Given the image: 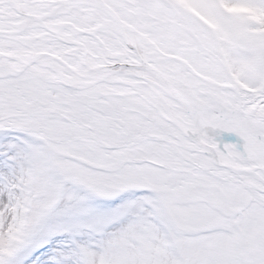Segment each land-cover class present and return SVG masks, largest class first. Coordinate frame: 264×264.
<instances>
[{
	"label": "snow or ice",
	"instance_id": "obj_1",
	"mask_svg": "<svg viewBox=\"0 0 264 264\" xmlns=\"http://www.w3.org/2000/svg\"><path fill=\"white\" fill-rule=\"evenodd\" d=\"M0 264H264V0H0Z\"/></svg>",
	"mask_w": 264,
	"mask_h": 264
},
{
	"label": "bare ground",
	"instance_id": "obj_2",
	"mask_svg": "<svg viewBox=\"0 0 264 264\" xmlns=\"http://www.w3.org/2000/svg\"><path fill=\"white\" fill-rule=\"evenodd\" d=\"M233 137H234V134H233ZM235 138V137H234ZM236 139V138H235Z\"/></svg>",
	"mask_w": 264,
	"mask_h": 264
},
{
	"label": "water",
	"instance_id": "obj_3",
	"mask_svg": "<svg viewBox=\"0 0 264 264\" xmlns=\"http://www.w3.org/2000/svg\"><path fill=\"white\" fill-rule=\"evenodd\" d=\"M233 140H235V138L233 137Z\"/></svg>",
	"mask_w": 264,
	"mask_h": 264
}]
</instances>
